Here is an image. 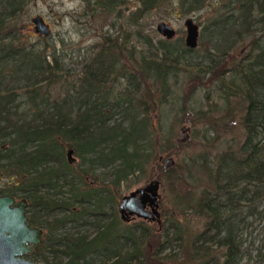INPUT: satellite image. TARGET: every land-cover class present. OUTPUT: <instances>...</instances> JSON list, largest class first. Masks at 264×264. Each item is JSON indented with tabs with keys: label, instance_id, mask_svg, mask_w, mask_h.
Here are the masks:
<instances>
[{
	"label": "trees",
	"instance_id": "1",
	"mask_svg": "<svg viewBox=\"0 0 264 264\" xmlns=\"http://www.w3.org/2000/svg\"><path fill=\"white\" fill-rule=\"evenodd\" d=\"M29 1L0 0V81L17 84L0 89V179L7 178L0 197L25 199L28 224L45 231L31 257L43 264H168L176 255L166 250L175 246L182 254L178 264H244L251 252L264 264V42L253 37L248 55L229 70L224 56L206 67L208 81H220L226 105L229 97L243 105L242 140L227 142L214 155L200 154V161L192 158L181 177L175 163L164 169L160 162L182 144L170 142L153 120L170 94V78L188 68L192 49L182 39L153 41L138 26L134 34L144 45L139 51L128 40L103 35L95 54L81 62L75 93L53 99L49 86L63 78V66L54 55L48 61L42 49L26 45L11 24ZM96 1L106 16L123 5L131 8L127 1ZM164 1L134 0L130 26ZM205 1L177 0L185 13L199 11ZM253 1L243 3L240 19L252 34ZM257 11L264 26V0ZM199 71L185 99L202 83ZM119 80V91L107 87ZM70 148L79 163L67 161ZM150 165L160 181L181 182L175 191L179 210L190 209L203 220L191 238L176 218L156 228L121 220L115 208L120 184ZM100 168H109L108 176L96 174ZM251 216L263 223L253 247L242 238ZM85 224L93 234L77 230Z\"/></svg>",
	"mask_w": 264,
	"mask_h": 264
},
{
	"label": "rangeland",
	"instance_id": "2",
	"mask_svg": "<svg viewBox=\"0 0 264 264\" xmlns=\"http://www.w3.org/2000/svg\"><path fill=\"white\" fill-rule=\"evenodd\" d=\"M121 1L129 2L131 8L125 10L123 5L106 16L101 12L96 0H30L22 11L12 19L11 24L16 26L19 37L26 45H35L42 49L47 55L48 61L52 60L51 55H54L63 66L61 72L63 78L49 86L51 98L55 99L62 98L67 93H75L78 88L81 62L90 59L95 54L97 47L103 42V35L117 36L119 42L128 40L129 44L139 51L144 45L138 36H135L137 29L134 28L138 26L142 34L149 35L153 41H157L162 37L156 32V24L164 21L176 30V36L172 41L182 39L184 42L186 34L184 20L191 17L199 26L197 47L186 55L185 65L188 68L180 67L175 71V76L170 78V94L155 112L153 120L154 126L160 125L166 138L171 140L170 142L174 145L175 142L182 144V146H177V153L175 152L176 154L170 157L177 165L179 176L186 177V165L192 158H198L203 153L214 155L222 150L227 142L238 143L242 140L239 132L241 131L243 105L238 98L229 97L228 107L227 102L220 96L222 92L219 89L220 81H208L212 74L205 69L224 56L227 61L225 69L229 70L248 55L253 37L264 42V26L257 22L260 15L257 11V4L262 0L253 1V20L251 21L254 22L252 28L255 29V32L253 34L246 32L245 23L240 22L245 9L243 3L248 0H206L203 8L192 13H185L177 0H165L154 9L140 15L136 25H132L133 27L130 26L127 17L128 13L136 10L137 6L134 0ZM118 8L121 10V16H117ZM36 15H41L50 26L51 34L48 37H41L34 33L31 19ZM229 24H232V27L228 28ZM229 44L234 46L227 50ZM198 68L199 76L203 77L202 83L197 85L188 99H185L187 87L192 83L191 78L197 74ZM16 85L7 78L0 81V89ZM108 86L117 92L124 86V81L119 80L115 85L109 83ZM20 100L23 98L20 97ZM116 118L118 119L119 116ZM182 126L189 128V131L184 133L188 134V139L184 142L181 140L184 135L180 132ZM165 159L167 158L165 157L160 162L162 166L165 164ZM198 159L200 161L202 158ZM79 162L80 159L76 157L75 163ZM151 167L152 165L146 168L145 174L136 173L120 184L118 189L120 196L117 203L123 195L150 179L156 178L158 170L152 171ZM109 170V168H100L95 173L100 177L103 174L108 176ZM6 180V177L0 179V184ZM196 183L199 185L198 187L202 186V181ZM182 187L179 180L161 181L159 189L161 195L160 224L140 218H135L130 222L145 221L149 227L156 228L159 225H164L167 219L176 218L182 224L185 236L191 238L193 234L203 228V220L192 214L190 209L179 210L175 191ZM246 221L251 224L243 231L242 238L247 246L251 244L253 247L263 223L255 221L253 216L247 218ZM69 228L70 226L67 225L66 229L69 230ZM77 230L88 234L94 233L93 227L88 224L78 227ZM44 234L45 231L42 229V240ZM166 252L176 255L167 261L168 264H178L175 258L182 255L180 249L173 246ZM214 252L221 255L220 249H215ZM27 258L43 264L31 256ZM245 263L260 264L254 259V252H251L250 258L244 261Z\"/></svg>",
	"mask_w": 264,
	"mask_h": 264
},
{
	"label": "water",
	"instance_id": "3",
	"mask_svg": "<svg viewBox=\"0 0 264 264\" xmlns=\"http://www.w3.org/2000/svg\"><path fill=\"white\" fill-rule=\"evenodd\" d=\"M34 33L38 36H49L50 26L45 22L41 15L32 17ZM185 26V46L194 49L198 44L199 26L191 17L184 20ZM156 32L163 38L171 40L176 36V30L169 23L161 21L156 24ZM189 128L182 126L180 132L184 134ZM188 139V134H184L182 142ZM66 158L69 163L76 159L73 156V149H67ZM174 163L173 158L165 159L164 169ZM161 181L153 178L140 185L120 198L117 204V211L121 220L128 223L135 218L156 221L161 223L159 212L160 198L159 193ZM14 202L13 197H0V264H39L35 261L24 259V253H33V249L25 246L27 243L38 245L42 242V229L37 226L27 224L26 207L27 202L21 199L18 205L10 208L9 204Z\"/></svg>",
	"mask_w": 264,
	"mask_h": 264
},
{
	"label": "flooded vegetation",
	"instance_id": "4",
	"mask_svg": "<svg viewBox=\"0 0 264 264\" xmlns=\"http://www.w3.org/2000/svg\"><path fill=\"white\" fill-rule=\"evenodd\" d=\"M8 196V195H7ZM1 197H5V196H1ZM8 197H13L14 198V202H12V203H10L9 204V206H10V208H14V207H16L17 205H18V203H19V201L22 199V198H16V197H14V196H8ZM27 202V201H26ZM27 206H28V203H27ZM26 215H27V207H26ZM27 224H28V219H27ZM29 225V224H28ZM29 226H31V225H29ZM39 245V244H38ZM25 246L26 247H28L29 249H33V253L35 252V247L37 246H35V245H32L31 243H27V244H25ZM32 253V254H33ZM28 256H31V254L30 253H24L21 257L22 258H24V259H28L27 257ZM30 260V259H29Z\"/></svg>",
	"mask_w": 264,
	"mask_h": 264
}]
</instances>
